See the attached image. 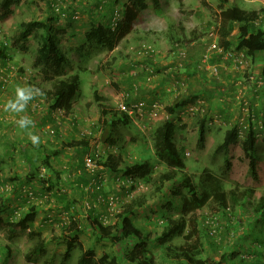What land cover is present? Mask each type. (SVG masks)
<instances>
[{"label":"trees","instance_id":"obj_1","mask_svg":"<svg viewBox=\"0 0 264 264\" xmlns=\"http://www.w3.org/2000/svg\"><path fill=\"white\" fill-rule=\"evenodd\" d=\"M20 1L0 0V20L9 18L13 13L12 6ZM53 3H59V1L50 0L48 4L51 8ZM116 9L121 10L123 14V18L117 27L113 28L111 26V20L107 23L94 20L85 34L86 43L94 44L100 50H113L124 36L144 21L149 6L147 0H127L120 8L118 5L113 6L111 15L114 14ZM54 16L51 15L45 21L39 19L21 21L18 29L11 37L0 40L2 42L0 45V84L5 85L8 81L7 78L10 77L9 72L16 70L8 63L11 58L9 51L19 48L20 44L25 42L29 36L44 30L46 35H44L42 45L38 49V62L43 64L42 70L45 78L53 81L50 90L47 91L42 88L44 91L42 97L45 98L44 103L48 101V109L51 112L64 110L62 116L66 112L72 111L73 101L81 92L82 85L79 73L60 77L68 58L50 34L53 24L51 22L57 19ZM70 16L75 20L73 15ZM258 18L257 11H249L237 4L230 5L229 0H221L215 18L218 25L212 31L214 34L209 36V39L203 40L206 44L201 40L206 47L196 62V66L201 70L206 68L207 64L202 63V59L213 38L217 41V46L221 47L223 51H233L236 56L241 55L243 59H249L250 63H257V60L264 58V27L260 24L263 20L257 24ZM69 19L68 22L71 21ZM176 26V23L169 26V32L175 35L173 37L174 48H176V42L181 44L187 42L182 44L185 45L192 40L199 41L204 37L202 33L200 34V31L195 30H193L190 38L180 37L178 32L173 30ZM153 44L156 47L155 43ZM22 48L25 49V45H22ZM213 54L215 53H210V63ZM217 55L221 58V54ZM187 58L188 52L186 51V57L182 59L178 57L173 65H177L181 60L183 68ZM148 62L147 66L154 67L157 74L166 69L165 66H160L157 61L155 62L151 58H148ZM250 65L252 66V64ZM246 70L245 68H236L235 72H245ZM18 71L23 73L24 69L19 68ZM146 73L145 82L147 76L151 75L152 72L146 70ZM139 75L138 72H129L127 77L131 78L132 81L130 80L131 83L129 81L124 82L127 88L124 89L126 92L124 93L125 100L121 103L129 105L130 108L133 105V115L128 111H121L119 109L120 103L117 107L108 102L104 103L107 99L99 93L98 89L94 90V100L100 104L103 127L108 133L103 142L95 141L99 139L98 135L100 131L102 132V129L98 130V125L94 124L91 127L92 139L85 136L80 142L75 141L73 144L74 146L82 145V149L79 147L76 150L77 156H83V166L78 169L81 173L89 175V179L83 183L82 187L79 186L80 183L75 185L79 189L84 188L81 191L82 205L80 208L82 210L78 206H74L70 190L59 185L60 178L54 177V180H52L49 176V173H52L50 171H48V178H46L42 167H45L46 170L53 169L50 164L51 155L47 154L42 160L43 162L35 165L24 178L16 177L10 180H6L5 177L0 178L2 184L9 182L13 185L12 190L4 191L3 195L0 192V230L9 228L10 239L14 238L13 234L17 231L28 232L29 237L34 240L29 252L26 254L28 258L46 253L50 238L46 240L38 227L34 226L36 217L39 214L38 205L41 203L34 202L39 199L36 190L42 188V190L46 191L48 189L52 192V196L56 198V209L63 208L60 211L57 210V213L63 214L66 219L68 218V221H65L66 219L62 220L63 223L55 228L52 227L54 231L57 227L61 228V233L67 235L62 264H65L73 256L75 250L78 252L76 264H238L235 263L236 259L241 262L244 261L245 264H264V191L258 201L248 203L249 206H252L253 215L255 216L254 219H249L244 214L247 205L243 202L248 200L247 196L253 194L254 187L234 186L227 188L222 179L208 167L202 168V175L199 180L194 179L188 172L190 165L186 163L183 152L184 155H190L191 149L188 148L187 144L180 143L182 138L177 136L176 133L180 135L183 133L182 130L187 123V119L198 118V126L196 125L198 128V145L205 148L206 127L209 120H214L207 115L208 106H205V103L204 113L198 110L192 116L184 115L185 105L189 102L194 103L197 98H193L196 96L187 95V98L182 97V100L180 96L176 97L175 102L167 108L168 116L165 119H159V123L151 132L154 149L153 157L131 161L127 160L126 155L122 152L112 150L111 147L115 146L118 140L115 130L118 129L119 123L130 125L133 124L135 119L141 118L136 106L140 101L144 103L143 110L145 114L143 117H145L152 109L153 102L159 100L156 98L157 96L139 97L137 95L140 84L136 79ZM250 75L252 76L249 73L248 75L245 74L242 81L246 82L248 80L253 85ZM33 76L31 74L18 80L23 81L26 85H33ZM211 76L218 79L220 72L218 71V74L211 73ZM259 76L264 77V64ZM36 84L35 86L40 87ZM146 84L149 85L147 82ZM188 88L186 92L190 94ZM253 88L255 90V86ZM36 101L38 107L40 103L38 100ZM249 103L254 106L250 99ZM32 106H35V104H32ZM240 107L241 104H239V109ZM257 117L259 118L258 114ZM57 121V116H55L53 122L55 127L58 126ZM239 131L237 124L226 128L223 139L214 148V152L223 153L228 167H230L229 145L238 142ZM260 131L262 130L257 125L251 124L250 128L245 131L241 143L244 154L249 159L248 172L255 181L259 180L258 162L260 158L256 153V144L258 141L257 133ZM92 142L101 145L102 153H98L95 157L97 167L90 172L84 167V154L92 148ZM158 165H162V168L156 172ZM53 173L56 177L60 175L59 171ZM106 174L113 177L111 182L114 183L110 185L111 187L108 190L104 189ZM125 180H128L130 184L123 186ZM141 184H143L142 187L146 188L144 192L140 191V188L138 189ZM115 185H118V188L114 187ZM75 186L72 189H76ZM134 190L137 193H133ZM11 191L17 193V200H24V203L31 204H27L29 207L24 212L19 209L20 206L13 208L12 205V215L5 218V212L10 208V202L13 200L9 196ZM31 193L33 198L30 197ZM110 195L121 200L115 209H111L109 205L108 197ZM85 198L88 200L89 206L85 205ZM149 199L158 203V213L153 211L156 216V221H153V223H156L155 225L159 227L146 230L137 222L136 218L142 209H147ZM97 202L98 206H96ZM236 208H238L240 216L247 221L246 228L240 226L242 222H240L239 213H236ZM174 209L177 211L176 215L171 214V210ZM151 215V213L147 214L148 217ZM82 216H85V218L83 223L80 224V220L83 219ZM209 223L214 225L213 229L215 230H211ZM242 229L243 234L240 232ZM84 231L94 235L103 244L110 243L111 246L115 247V250L112 247V251H104L98 256L94 244L84 248V242L80 239V234ZM204 233L207 245L212 249L211 253L205 252V242L202 239ZM54 237L57 236L54 235ZM176 238H181V240L176 241ZM247 239L250 245L245 246L244 243ZM231 240H234L233 247L224 249L226 243ZM155 247L160 249L159 254L154 252ZM6 248L8 255L11 254L12 248L10 245ZM239 249L243 250L245 254L241 253ZM252 252L253 255L247 257L246 254Z\"/></svg>","mask_w":264,"mask_h":264},{"label":"rangeland","instance_id":"obj_2","mask_svg":"<svg viewBox=\"0 0 264 264\" xmlns=\"http://www.w3.org/2000/svg\"><path fill=\"white\" fill-rule=\"evenodd\" d=\"M84 1L88 0H71V3H67L66 5L64 4V0H61L60 6H61V12H60V18H70L71 19V14L75 11L78 12L79 17L76 20H80L83 17L84 11H83V5L85 4ZM183 1V2H182ZM193 2L192 7L194 6H201V10H199V14H193L190 13L189 11L186 10L187 14L185 15L184 12L182 11V7L185 4H188L190 2ZM49 0H21L19 3L15 4L12 6L13 13L12 15L7 18L6 20H0V39L3 40L6 37H11V35L18 29L19 23L21 21H27L31 19H39L42 21L47 20L51 15H56L54 12L53 8L49 6L48 4ZM150 6H151V12H149V15L147 14L144 17V21L140 24H138L139 27L142 28H151V27H165L166 26V21L170 22L174 19H179V21L183 19L186 20L184 23L185 26L188 27V30H195V31H200V34H203V38L201 40H205L206 38L209 37V34L213 31V29L218 25V22L215 20L216 18V12L219 11V5L221 3V0H148ZM229 2H231L229 0ZM247 2V1H246ZM254 5H259L260 8L261 6L263 7L264 4L261 1H258L259 4H257L256 1H253L252 3ZM182 3V4H181ZM236 3L241 6V7H247L250 8L251 6L248 3L243 2L242 0H236ZM230 5H233L230 3ZM190 6V7H191ZM252 6V7H253ZM119 8L121 6H118ZM259 8V10H260ZM182 9V10H181ZM262 10V8H261ZM194 11V9H193ZM191 11V12H193ZM87 14V12L85 11ZM193 14V15H190ZM260 15L264 16V13H261ZM86 17V16H85ZM84 18V17H83ZM166 20V21H164ZM263 21L260 23L264 27V18L262 19ZM59 26L56 25L53 31H55ZM214 33V32H213ZM51 34V33H50ZM236 34V32H235ZM46 35L44 30H40L36 32L35 34L29 36V38L20 44V47L17 49H14L13 52H15L13 58L20 62V59H23V62L25 63L26 66H29V68H25L26 71L23 73H19L18 69L19 67L14 64L10 63V66L15 67L16 70H12L10 73V77H8V81H6V84H9L12 82L13 78L20 79L21 77H26L30 76L31 74L35 75V78H33V81L36 79H41L43 80V86L44 87H51L52 81L53 80H47L45 79V74L42 70L43 64L40 62H37L38 58V49L41 47L42 42H43V37ZM58 35L55 34L54 38L58 39ZM150 36H147L146 38H141L138 40L134 39H129L127 43H125L124 47L122 43L124 40H120L118 42L119 49H122L123 52H121L124 57H123V63H124V68H126L123 73L120 70H114L113 65L115 64V61L113 57H111V54L105 50H100L98 48H82L81 50L75 49V50H70L68 52L70 56V63L65 65L66 70H63L62 73L60 74V77H64L67 75H71V69L69 67H72V69H75L76 72L80 73L81 76V85L82 89L81 92L75 97L73 101V107H72V113H74V117L76 121L79 122L78 125V136L79 139L81 140L83 137L81 136L82 131H87L91 130V127L94 124H97L98 130L102 129V132L100 131L98 137V142H103V139L106 138L107 135V130L104 129L103 127V121H102V115H101V107L99 102L94 100V90L98 89L101 93L102 96L106 97L107 100L104 101L111 103L114 106H118L119 103H121L123 100H125V95H122V92H124V89L127 87L122 84L120 81L122 76L126 74L133 73L136 68H134L135 62L133 59H139L136 54L132 52L131 47L133 45H136L141 42H147V43H154L151 39ZM60 40V39H59ZM61 40H63L61 38ZM70 39L63 40V46H65L64 43H67L71 46V43L69 42ZM171 42V41H170ZM79 42L76 44L78 45ZM22 45H25V49L22 48ZM157 47V46H156ZM164 54H167L168 57L169 54L171 57H174L175 53L173 51V47L170 48V45L168 43L164 44L163 46ZM159 50V48L157 47ZM105 51V52H104ZM12 52V50H11ZM169 52V53H168ZM81 54V55H80ZM129 54V55H128ZM177 56V54L175 53ZM13 59V61H15ZM178 58H176L177 61ZM10 60V59H9ZM15 61V62H16ZM75 64H73V63ZM248 62V63H247ZM17 63V62H16ZM113 63V64H112ZM112 64V65H111ZM250 64H255L250 63V60H246L245 65L242 68H249L248 66H251ZM264 64V58H260V60H257V63L255 64V71H250V74H253L254 76H259L260 73L262 72ZM111 65V66H110ZM102 67L101 69L97 67ZM121 66V65H120ZM119 66V67H120ZM234 67V65H232ZM33 67V69H32ZM34 67H37L34 69ZM87 70V71H84ZM96 71V74L98 78L92 77L91 73ZM180 71V70H179ZM121 73V74H120ZM161 78L163 79H168L171 72H160ZM167 76H163V75ZM121 76V77H120ZM34 77V76H33ZM92 78V79H90ZM154 81V80H153ZM38 82V81H37ZM170 82V81H169ZM169 82H166V91L168 92V86ZM247 84H250L248 80H246ZM168 84V85H167ZM3 85V87L5 86ZM124 85V86H123ZM150 85H153V82H150ZM246 85V84H245ZM242 86V85H241ZM239 88V87H238ZM239 88L237 95H240L241 98L243 99H250L244 94V91ZM170 92V91H169ZM168 92V94H169ZM234 93L236 91H233ZM261 92V91H260ZM172 93V92H171ZM124 94V93H123ZM175 98V93L173 92L171 94ZM188 96H192L190 94H187L185 92L182 95H179L180 97H185V99ZM264 96V92L262 91L261 94ZM178 97V96H177ZM198 96H196L193 99H196ZM201 98V96H199ZM204 101L205 106H207L206 100L201 99ZM159 101L162 103L161 108L163 111H159L158 117L157 118H151L149 115L141 118H137L134 120L133 124L130 125H124L119 123L118 129L115 130L116 132V138H118L117 143L115 146H112V148H115L117 152H122L124 155H126L127 160H143L147 158H151L154 155V149L152 145V134L151 132L153 131L154 127L159 123V119H165L168 114H167V108L160 99ZM237 104H240V99L237 97V100L234 99ZM45 107H48V102L45 103ZM62 113L64 110H61ZM61 112L57 111V114L59 117L62 114ZM207 115L211 117V119L214 120H209V122H212L210 126H216L219 127L216 129L210 138L205 140V148H201L198 145V118H189L187 119V123L185 124L184 129L182 130L185 135V139L187 140L185 144H187L188 148L191 149L190 155H184L183 152V157L188 165L190 167L188 168V172L192 175V177L196 180H199L201 175H202V168L203 167H208L209 169L212 170L214 174H216L219 178L222 179L224 185L227 188H232L234 186H242L244 187H254V192L251 196H247L248 200H245V203L247 206L245 208V216L249 219H254L255 216L253 215V209L252 206H249L248 203L250 201L255 202L258 201L259 197L264 191V136L261 138L260 141L257 142L256 145V153L258 154L260 160L258 162V172H259V180L255 181L254 178L250 175L248 172V162L249 159L245 156L244 151L241 147L242 139L238 141L237 143H232L229 146V151H228V157L230 160V167H228L227 161L224 160L223 153H216L214 152L215 146L220 142V140L223 139L224 136V129L233 126V124L230 123V120L228 119L225 124L221 123L218 125V115L212 114L210 112V109L207 110ZM163 116V118H162ZM221 118V117H220ZM264 121V120H263ZM77 123V122H76ZM197 125V126H196ZM53 126V125H52ZM55 129V128H54ZM54 129H51L50 132L54 133ZM80 134V135H79ZM133 139V140H132ZM79 141V140H77ZM70 148H74V146L68 145ZM64 149V146H62ZM75 150V149H73ZM76 153V150H75ZM77 156V153L76 155ZM60 159H67L65 155L60 156ZM80 168V167H79ZM156 169V172L162 168V165H158ZM8 167L6 166V169H1L0 168V178H6V180H10L11 178H16V176H11L10 175V170H7ZM5 170V171H4ZM78 168H74V172H77ZM10 175V176H9ZM105 180V190H108L111 186L112 183L111 181L113 180V177L106 174ZM143 184L139 185L138 189L140 188V191L144 192L146 190L145 187H142ZM47 187V186H46ZM64 188H68L70 190L71 194V199H73V203L75 207H79L82 205V198H81V191L84 188H80L78 191L73 190V185H69L67 183H64L62 185ZM70 187V188H69ZM114 187L118 188V185H115ZM142 187V188H141ZM40 188V187H38ZM37 195H38V200L41 201V203L38 205V207L43 209V213L45 217L38 216L36 218V225L40 227L42 230L40 232L42 233V236L45 237V239H49V242L46 247V253H43L41 255H35V256H30L28 258L26 254L29 252L32 244H33V239L29 237L28 232L26 231H17L13 234V239H10V232L8 229H2L0 230V264H62V257L63 253L65 250V239L67 235L61 233V228L57 227L56 231L54 229L51 230L50 227H47L48 223L46 222H53V228L58 226L59 224L63 223L62 220H65V216L63 218H60L58 222L56 221V215L57 210H61L63 208H55L56 206V198H54L52 195V192L49 191L48 189L42 190H36ZM1 194H4V191L0 190ZM137 193V191H133V193ZM46 193V194H44ZM8 194V193H7ZM17 193L15 191H11V194L9 195L13 200L11 202H15L18 198L16 197ZM36 195V194H35ZM47 196V197H46ZM19 201L17 206H20V210L23 212L28 209V205L31 203H24V200H17ZM84 201H88L86 198ZM35 202V201H34ZM149 205L146 207L147 209H142L141 212L137 215V222L143 226L144 229L150 230L153 227L158 228V225H155L153 221H156V216L153 214V211L155 213H158V203L154 202L152 199L148 200ZM154 204H153V203ZM28 204V205H27ZM16 205V202L14 203ZM98 206V205H96ZM81 209V208H80ZM82 210V209H81ZM237 212L238 208H236ZM21 211V212H22ZM22 212V213H23ZM82 212V211H81ZM39 213V214H40ZM148 213H151L152 215L150 217L147 216ZM47 214V215H46ZM82 214V213H81ZM171 214L176 215L177 211L171 210ZM12 215V214H11ZM9 214L8 217L11 216ZM84 215V214H82ZM77 216V214H76ZM75 216V217H76ZM240 216V213H239ZM45 218V221L43 220ZM83 219L80 220V224L83 223L85 216ZM240 226H244V228L247 227V221L243 219L240 216ZM9 219V218H8ZM68 221V218L65 220ZM200 226V225H199ZM242 228V227H241ZM224 231V228H223ZM242 234L243 229L240 231ZM239 233V231H237ZM240 234V233H239ZM56 235L57 237H54ZM237 237V236H236ZM80 239L84 242L83 247L88 248L89 245L94 244L95 245V251L97 255H101L104 251H112V247L115 250L114 246H111L110 243L103 244L100 242L94 235L90 234L87 231L81 232L80 234ZM202 239L205 242V252L206 253H211L212 249L207 245V239L205 233L202 234ZM237 239V238H236ZM248 239H250L248 237ZM248 239L245 241V246L250 245V242ZM181 238H176V241H180ZM259 241V239H258ZM233 242L234 240H231L226 243L224 246V249L233 247ZM10 245L12 248V253L8 255L7 251V246ZM160 249L155 247L154 252L159 254ZM241 253H243V250L239 249ZM77 253L76 250L74 251L73 256L65 263V264H76V259H77ZM245 254V253H243ZM253 255L252 253L246 254L247 257H251ZM235 263L238 264H245L244 261H240L239 259L235 260Z\"/></svg>","mask_w":264,"mask_h":264},{"label":"crops","instance_id":"obj_3","mask_svg":"<svg viewBox=\"0 0 264 264\" xmlns=\"http://www.w3.org/2000/svg\"><path fill=\"white\" fill-rule=\"evenodd\" d=\"M230 1L231 4L232 2L233 4H237L236 0H230ZM242 1L248 3L251 7L247 8L245 6L244 7L240 6L241 8H244L249 11H253V10L257 11L259 15L261 13H264V6L263 7L261 6L262 8L261 10L259 5L253 6V4H256L255 2L252 3V2H246L245 0ZM258 1H261L264 4V0H256L257 4H259ZM84 2L85 4L83 5L82 8L84 11L83 14L84 18L82 17L80 20L76 22V20H73L72 17L71 19L69 18L63 19L60 18L59 15L58 16L55 15L54 17H56L57 19L51 22L53 23L52 26H54V28L56 25L59 26L55 30L53 38L55 34L59 36L58 39L54 38V40L58 43L61 51L65 53L66 57L68 58L65 65L70 63V56L68 54L70 50H75V49L81 50L82 48H86V49L96 48L94 44L86 43L85 34L87 30L89 29V27L91 26L94 20H99L104 23L109 22L111 18L112 7L115 5L122 6L127 2V0H88ZM67 3H71V0H64V4L66 5ZM147 3L149 6V12H151V6L148 0ZM191 5H193L192 1L186 5L185 4L183 5L182 7L183 10L182 9L181 10L184 12L185 15L187 14L186 10L193 14L201 13L199 12V10H201V6L198 5L192 7ZM85 11L87 12V14L85 13ZM68 19L71 21L68 22ZM185 22H186L185 19H183L182 22L181 20L179 21V19H174L170 22L166 21L165 27L156 26L151 28H142L137 25L133 31H131L130 33H128L126 36L123 37L122 40H124V42L122 43V45L124 47L125 43H127V41L131 38L134 40H138L141 38H146L147 36L151 35L150 39L159 48L157 63L160 66L162 67L165 66L167 68L168 66L173 65V63L176 61V58L178 57L175 55V53H172L174 54L173 58L171 57L170 54H169L170 57H168L167 54H164L163 51H160V49L164 50L163 46L166 43L170 45V48L173 47V41H174L173 37L175 35L169 32L170 31L169 26L172 23H176L177 26L173 28V30L174 32H178V35L180 37L186 36V38H190L194 29L188 30V27L184 25ZM61 38L66 41L70 39L69 42L71 43V46L67 43H64L65 46H63V40H61ZM141 41H139V43ZM77 42H79L78 45L76 44ZM203 42L201 41V39L199 41L195 39L192 40L190 43L184 45L185 50L188 52V58L185 62L184 67L180 70V74L178 76H181L182 79L186 81L189 87L187 88L190 95L201 96L206 100L208 110L210 109V112L212 114L219 116L218 125L221 123L225 124L228 119L230 120L231 124L235 125L237 124L241 116L239 105L237 104V102L234 101V99L237 100L236 95L240 88L241 91L243 90L244 94H246V96L250 98L251 103L254 104L257 114L261 116L262 119H264V96L260 95L261 92L254 90L253 88L254 84L253 85L252 83L247 84L242 81L244 80L245 74L248 75V73L250 74V71L256 70L255 68L256 63L252 66H249V68H247L245 72H241V71L235 72V69L232 66L233 62L231 60L224 61L217 54H213L211 58V63L209 62V64L206 65V68L204 70H201L196 66V62L199 60L200 56L202 55L206 47L204 46L206 42H204L205 44ZM105 51L106 54L107 52H109L111 54V57L115 59L114 60L115 64L113 65L114 70H120L123 73V71L126 68H124V63H123L124 55L121 53L123 51L122 49H119V45H117L111 51L108 50ZM9 52L11 54L10 62L16 64L19 68H23L24 71H26L25 68H29V66L25 65L23 59H20V62H18L13 58L15 54L13 50L12 52L11 50ZM13 59L17 63L13 61ZM133 61L135 62L134 68H136L134 72H138L140 74L139 76H137L136 79V81H138V83L140 84L137 95L139 97L157 96L156 98L164 102L166 108L170 107L175 102L176 99V97L174 98L171 95L172 94L171 92L168 91L169 92L168 94V92L166 91V82L171 81V76H169L168 79L166 78L163 79L160 77L161 74L159 73L165 72V70L160 71L158 74L155 75L153 85L149 86L146 84L144 80V77L147 74L146 67L149 64L148 59L139 58L135 60L133 59ZM213 66H217L218 71L220 72V76L218 77V79L211 76ZM72 67H74V65ZM72 67H69V69H71L72 74L79 73L76 72L75 69H72ZM36 68L37 67H34V69ZM66 68L68 67L65 66L64 70H66ZM97 68L101 69L102 67L99 66ZM84 71L87 70L84 69ZM91 75L93 79L98 78L96 71H94L93 74L91 73ZM127 75L128 74L125 75L124 73L122 77L120 76L122 78L120 80L122 84H124L125 81L126 82L129 81V83H131L132 80L131 78H128ZM163 76H167V75L165 74ZM33 78H35V75ZM37 81L38 83L36 84L35 82ZM33 83H34L33 85L35 84L40 85L41 88L47 91L50 90L51 88V87L50 88L44 87L42 85L43 80L41 81V79L39 78L36 79V81L34 80ZM18 85H26V84H24L23 81L18 80L16 77L13 78L11 83L5 85L4 87L2 84H0V168L6 169L7 166L8 167L7 170L11 169L10 171L11 176H16L17 178H24L26 174L30 173V171L33 169L35 165L42 163L43 162L42 160L46 157L47 154H49L51 155L50 164L52 165L53 168L52 170L51 169L48 170L52 172L49 173L51 179L54 180V177L60 178L59 185H63L64 183H67L69 185L75 186L77 183H80L79 186L82 187L83 183L89 179V175L87 173L84 174L81 173L80 169L77 170L78 173L74 172V168L76 167L79 168L80 166L81 167L83 166V162H82L83 156L80 155L74 156L75 150H77L79 147L80 149H82V145L81 146L73 145L75 141L76 142L81 141L78 136L79 122L76 121L74 117L75 114L72 112H66L64 115L60 117V123L58 124V126L56 125L57 127H55V124H53V122L55 120L56 112L55 113L51 112L50 109H48V107H45V103H46V102L44 103L45 98L39 97L38 99H36L40 103L38 107L36 106L38 102L36 100H33L32 104H35V106H32L31 104V106L28 107L27 115H29L35 121V128L30 130L34 134L38 135L41 141L39 147H34L26 132L17 126L16 120L19 118L18 115L7 113L3 110L4 103L8 99L14 97L15 88ZM233 91L236 92L234 93ZM123 93H126L125 90L124 92H122V95H124ZM182 99L183 98L181 97V100ZM167 114H168V110H167ZM211 124L212 122H208L206 127V140L212 136V133L216 129L219 128L216 126H210ZM51 129H54V133L50 132ZM225 130L226 129H224V132ZM81 135L83 136L82 133ZM176 135L182 138L181 139L182 141L180 143L183 144L186 143V139H185L186 134H184V132L181 135L179 133L178 134L176 133ZM242 138L244 139V137ZM240 140L241 137H239L238 141ZM260 140L261 139L258 138V141ZM68 145L74 146V148H70ZM62 146H64V149ZM55 152H57V154H55ZM63 155L67 157L65 161H63V159H60V156ZM57 171L60 172L59 177L58 175L56 177L55 174L53 173V172L56 173ZM73 190L78 191L79 188L76 187V189ZM37 200L35 201L36 203L41 202ZM15 202L16 205H14ZM15 202L14 203L10 202V208L6 210L5 218L6 216H9V214L11 215L13 213V209L11 208L12 205L13 208L17 207L19 201L15 200ZM40 212H43V209L39 207V213ZM41 214L43 217L46 218V216H44L43 213L38 214L37 217L40 216ZM63 217H64L63 214L56 215V221L58 222V220ZM45 218L43 219L44 221ZM35 222H34L35 224L34 226L38 227V225H36ZM46 223H48L47 227H50L52 229L54 225L53 222L51 221ZM38 229L42 230L40 227H38Z\"/></svg>","mask_w":264,"mask_h":264},{"label":"built area","instance_id":"obj_4","mask_svg":"<svg viewBox=\"0 0 264 264\" xmlns=\"http://www.w3.org/2000/svg\"><path fill=\"white\" fill-rule=\"evenodd\" d=\"M57 1H59V3H53L52 8H53L54 12L58 15L61 12V6H60L61 1L60 0H57ZM245 1L253 2L256 0H245ZM72 15H73L74 19H77L79 17V14L77 11L73 12ZM122 18H123V14H122L121 10L116 9L114 14L111 15V18H110L111 26L113 28H116L118 23L122 20ZM263 18H264L263 15H259V18L256 21V23L259 24ZM213 34L214 33L211 32L209 34V36H212ZM208 39H209V37H208ZM212 40L213 41L211 42V44L208 45L207 50H206L205 54L203 55L202 63H205L208 65L209 59H210V57H209L210 53H215V54H221V58L224 61L230 59L233 62L234 69L242 68L245 65L246 60L243 59V57L241 55L236 56L233 51H223L221 49V47L217 46V41L215 40V38H213ZM131 49H132V52L134 54H136L138 58H142V59L151 58L153 61H155V62L157 61V55H158L159 50L157 49V47L154 46L153 43L150 44V43H147L145 41L140 42L136 45H133L131 47ZM174 52L177 54V56L180 59H182L183 57H186V50L180 44L177 45L176 51H174ZM181 68H182V62L180 60L177 65H172V66H169L165 69L166 72H168V71L171 72V74H170L171 81H170L169 86H168V91H170L172 93L174 92L175 97L182 95L186 92L187 84L185 83V81L182 79L181 76H178L179 75L178 71ZM146 70L152 72V74L148 75L146 78V80H147L146 82L150 85V82L151 81L153 82L155 75L157 73L155 72L154 67L147 66ZM212 73L218 74V67L217 66H213ZM250 78L253 80L255 90L264 92V77L252 75V76H250ZM237 97L240 99V104H241V107H240L241 116L239 118V121L237 122V126L240 129L239 135H243V133L245 131H247V129L250 128L251 124H253V123L255 125H257L262 130L258 133V135L259 136L264 135V121H263V119L257 117V111H256L255 107L249 103L248 99L244 100L243 98H241L240 95H238ZM161 104L162 103L159 100H156L153 102L152 109L149 110V112H148V115L151 118H154V117L157 118L159 116L158 115L159 111H163V109L161 108ZM143 105H144V103L142 101H140L139 104L136 105L137 111H139V113H140L139 116H141V117H143V115L145 114L144 110H143ZM132 106L133 105H131V108H130L129 105H127L125 103H120L119 109L121 111H128L131 115H133L134 110H133ZM198 110H200L203 113L205 112L204 101L199 99V98L194 103L189 102L188 104H186L183 113L185 116H192ZM58 112L62 113L61 110H59ZM82 134L87 135L88 137H92V135H93L91 130L83 131ZM92 143H93L92 148L85 154V157H84V167L86 168V170H88L90 172H92L97 167L96 166L97 161H96L95 157L97 156L98 153L99 154L102 153L101 145L99 143H95V142H92ZM112 150L116 151L115 148H112ZM129 184H130V182L128 180H125L122 185L127 186ZM12 188H13V185L11 183L8 182L6 184H2V182L0 181V190L10 191V190H12ZM30 197L33 198L32 193L30 194ZM108 198L110 201L109 205L111 206V209H115L117 207L118 203L121 201L120 198H113V195H110V197H108ZM97 204H98V202L96 203V205ZM85 205L89 206L88 201L85 202ZM209 226L211 227V230L214 227V225L213 224L211 225V223H209ZM213 230H215V229H213ZM217 238H218V236H217Z\"/></svg>","mask_w":264,"mask_h":264},{"label":"clouds","instance_id":"obj_5","mask_svg":"<svg viewBox=\"0 0 264 264\" xmlns=\"http://www.w3.org/2000/svg\"><path fill=\"white\" fill-rule=\"evenodd\" d=\"M53 29H54V26H52V30H51L52 36L55 33V31H53ZM183 43H185V42H183ZM1 44H2V42L0 41V45ZM179 44L182 45L180 42L175 43L176 48H177V45H179ZM182 46L184 47V45H182ZM176 48L173 47V51L174 50L176 51ZM158 54H159V52H158ZM157 58H158V55H157ZM9 62H10V60H8V63ZM179 74H180V71H179ZM186 89H187V87H186ZM43 95H44V91L40 87H37L35 85H18L15 88L14 97L8 99L3 105V110L5 112L18 115L19 118L16 120V124L20 129H22L26 132V134L28 135V137L31 140L32 145L34 147H39L41 141H40V137L38 135L34 134L30 130V129L35 128V121L29 115H27V109H28L30 102L37 99L38 97H42ZM198 98H200V97L198 96L197 99ZM56 116L58 119L57 123L59 124L61 116L59 117L57 112H56ZM259 118L262 119L261 116H259ZM218 119H219V117H218ZM52 132H53V130H52ZM258 133H257V139L258 138L261 139L264 135L259 136ZM85 136H87V135H83L82 137L84 138ZM244 136H245V132L243 133V135H239V137H241V138ZM92 137H89V138H92ZM42 171L46 175V178H48V170H46L45 167H42Z\"/></svg>","mask_w":264,"mask_h":264}]
</instances>
